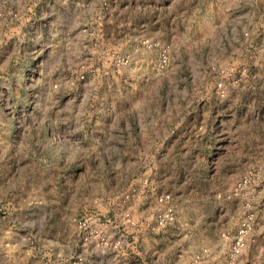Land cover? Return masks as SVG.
Wrapping results in <instances>:
<instances>
[{"label": "rangeland", "instance_id": "374dc122", "mask_svg": "<svg viewBox=\"0 0 264 264\" xmlns=\"http://www.w3.org/2000/svg\"><path fill=\"white\" fill-rule=\"evenodd\" d=\"M0 264H264V0H0Z\"/></svg>", "mask_w": 264, "mask_h": 264}]
</instances>
